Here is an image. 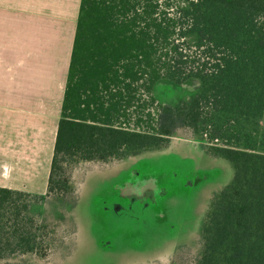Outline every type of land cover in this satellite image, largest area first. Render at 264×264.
Segmentation results:
<instances>
[{
  "label": "trees",
  "instance_id": "trees-1",
  "mask_svg": "<svg viewBox=\"0 0 264 264\" xmlns=\"http://www.w3.org/2000/svg\"><path fill=\"white\" fill-rule=\"evenodd\" d=\"M181 1L81 0L46 195L73 190L77 161L158 149L182 128L209 133L224 143L207 151L234 176L211 202L192 264H264V142L243 146L232 130L250 138L244 129L264 116V0ZM163 79H196L199 92L159 103ZM37 195L0 186V260L49 254Z\"/></svg>",
  "mask_w": 264,
  "mask_h": 264
},
{
  "label": "rangeland",
  "instance_id": "rangeland-1",
  "mask_svg": "<svg viewBox=\"0 0 264 264\" xmlns=\"http://www.w3.org/2000/svg\"><path fill=\"white\" fill-rule=\"evenodd\" d=\"M174 4L185 3L174 0ZM189 40L194 45L195 37ZM199 87L196 79L183 84L163 79L154 94L157 102L176 105L197 94ZM239 129L232 130L240 132L243 146L264 142V116L257 127L244 129L250 138ZM223 143L209 133L182 128L158 149L73 163V190L61 197L38 194L46 197L33 206L50 225L49 254L16 255L0 264L194 263L201 255V231L211 202L234 176L231 161L207 151ZM141 170L147 171L143 178L150 180L153 175L156 184L171 186V191L153 204L147 199L143 204L131 202L125 182Z\"/></svg>",
  "mask_w": 264,
  "mask_h": 264
},
{
  "label": "crops",
  "instance_id": "crops-1",
  "mask_svg": "<svg viewBox=\"0 0 264 264\" xmlns=\"http://www.w3.org/2000/svg\"><path fill=\"white\" fill-rule=\"evenodd\" d=\"M80 3L0 0V186L47 192Z\"/></svg>",
  "mask_w": 264,
  "mask_h": 264
},
{
  "label": "flooded vegetation",
  "instance_id": "flooded-vegetation-1",
  "mask_svg": "<svg viewBox=\"0 0 264 264\" xmlns=\"http://www.w3.org/2000/svg\"><path fill=\"white\" fill-rule=\"evenodd\" d=\"M146 172L147 171L145 170H141L137 175L125 182V184L130 187L128 196L131 202L137 201L138 203L143 204L144 200L147 199L148 202L153 204L156 203L157 197L163 198L171 191V186L168 187L156 184L154 181L156 177L153 175H150V180L143 178L142 174ZM119 187L121 190L124 188L122 186Z\"/></svg>",
  "mask_w": 264,
  "mask_h": 264
}]
</instances>
